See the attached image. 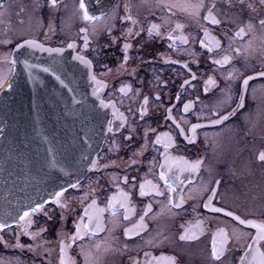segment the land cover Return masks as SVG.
<instances>
[{
    "label": "flooded vegetation",
    "instance_id": "1",
    "mask_svg": "<svg viewBox=\"0 0 264 264\" xmlns=\"http://www.w3.org/2000/svg\"><path fill=\"white\" fill-rule=\"evenodd\" d=\"M196 2L85 0L89 15L98 17L88 21L79 0H57L55 6L49 0H0V91L14 73L21 42L61 48L91 63L112 121L96 164L71 183L76 187L64 186L59 201L54 192L40 202L42 210L26 218L30 224L19 219L29 207L0 219L6 224L0 264H61L62 246L65 264L264 260L256 227L212 211L223 208L264 224V5L203 0L199 9L183 6ZM43 65L48 73L60 67ZM60 98L48 96L46 110L32 121H60ZM158 136L167 137V147ZM34 140L30 153L50 147ZM197 161L195 170L186 166Z\"/></svg>",
    "mask_w": 264,
    "mask_h": 264
},
{
    "label": "water",
    "instance_id": "2",
    "mask_svg": "<svg viewBox=\"0 0 264 264\" xmlns=\"http://www.w3.org/2000/svg\"><path fill=\"white\" fill-rule=\"evenodd\" d=\"M26 41L16 47L14 73L0 91V219L4 220L82 178L92 168L108 130L91 63ZM47 61L57 63L58 72H46ZM48 96L52 100L61 96V120L32 121L34 113L46 110L42 105ZM32 139L49 142L50 147L45 153L41 149L30 153Z\"/></svg>",
    "mask_w": 264,
    "mask_h": 264
},
{
    "label": "snow or ice",
    "instance_id": "3",
    "mask_svg": "<svg viewBox=\"0 0 264 264\" xmlns=\"http://www.w3.org/2000/svg\"><path fill=\"white\" fill-rule=\"evenodd\" d=\"M158 2H159V0H158ZM49 3L52 6H55V4L57 3V0H49ZM260 4L261 5H264V0H260ZM183 6L184 7H188V8H193V9H199V8L204 7V3H203V0H197V2L194 3V4L188 3V4H185ZM212 7H215V4H213ZM249 7H251V5H249ZM78 8H79V10L82 11L83 19L88 20V21H94V20H97L98 19V17L89 15V13H88V11L86 9L85 0H79ZM208 18L209 17H204V19H208ZM127 19H131V17H127ZM212 22L213 23H220V21L215 20V19H213ZM260 23H261V25H264V20H261ZM248 27L251 28L252 25L249 24ZM240 32H243V29H240ZM239 34L240 33H238V35ZM169 38L171 39L172 37H169ZM25 43L29 44L30 46L40 47L41 50H45V49H43V46L42 45H39L38 43H35L33 41H26ZM18 47H23V45H18ZM68 47L71 48V47H74V45L69 44ZM127 47H128V45H125V48H127ZM46 50L47 51H50V52H57V53L63 51V49H61V48H56V49L49 48V49H46ZM209 51H211V48H209ZM74 59H82V58H80V57H74ZM225 59H228V58L225 57ZM83 62L90 63V62H87V61H83ZM214 63H220V61H214ZM186 66L187 65H185V67ZM261 75H264V73H261ZM93 79H94V77H93ZM2 81H3V77L0 76V86H2ZM97 83H99V82H97ZM187 83H188V81H185V84H187ZM244 83H245V85L247 84V79H245ZM145 100H147V98H145ZM101 107H107V105H105L103 102H101ZM187 108H188V105H185V110H187ZM227 118H228L227 116H224V117H221L220 119L221 120H226ZM219 122L220 121H213V123H219ZM108 125H109L108 131H111L112 130L111 129L112 121H108ZM195 127L196 126L193 125V129H195ZM162 140H163V142L165 144V147H167L168 146L167 137L166 136H158L157 137V142H161ZM166 159H167V157H166ZM259 159L262 162H264V152H261V154L259 156ZM92 163H93V166H94L96 164V161H93ZM186 166L191 167L192 170H195L199 166V161H197L194 164L186 165ZM171 170H172V165L170 164L169 167H168V171L170 172ZM160 178L162 180H164L165 184L169 188V191H173L174 190L172 188V184L169 183L170 177H168L165 172L162 171L160 173ZM216 183L219 184V181H217ZM69 186L70 187H76V185H71V184ZM64 191H65V189L62 188L60 191L54 193V196L57 198V201H59V198L63 195ZM212 191H213V194L216 193V190L215 189H212ZM144 194H145V192H144V185L142 184L141 185V195H144ZM205 207H207V204L205 205ZM42 208H43V204H41V203H35V206L34 207L30 206L29 207V210L28 211H25L23 213V215H21L19 217L20 221H25L26 224H30V221L26 220V218L30 217L32 213H35V212H38V211L42 210ZM212 211H214V212H224L226 216L233 217V219L238 220L240 224H246V223L247 224H251L252 227H256L258 229V233H257L256 239L257 240L264 239V224H255V223H253L251 221L241 220L240 217L235 216L230 211H227L226 212L223 208H214V209H212ZM113 215H115V213H113ZM89 219L90 220L92 219V215L91 214L89 215ZM4 227H6V224H0V229H3ZM83 227L84 228H87L88 225H83ZM97 227L99 228L100 226L97 225ZM141 227H143V225H141ZM79 231H80V228L78 226L77 227V234L76 235H79ZM26 234L32 235V236L37 235V234H30V233H26ZM125 235L126 236L127 235H130L129 230H126L125 231ZM73 239H75V236L73 237ZM181 239L183 240V239H185V237L184 236H181ZM29 247L31 248V246H29ZM145 255H147V253H145ZM212 255H213V257H215L217 259L219 258V254L217 253V250H216V247H215V243L213 245ZM253 259H255V256L253 257ZM241 260H244V257H241ZM61 264H65V260H64V257H63V246L61 247ZM261 264H264V260L261 261Z\"/></svg>",
    "mask_w": 264,
    "mask_h": 264
},
{
    "label": "rangeland",
    "instance_id": "4",
    "mask_svg": "<svg viewBox=\"0 0 264 264\" xmlns=\"http://www.w3.org/2000/svg\"><path fill=\"white\" fill-rule=\"evenodd\" d=\"M3 66V65H2Z\"/></svg>",
    "mask_w": 264,
    "mask_h": 264
}]
</instances>
